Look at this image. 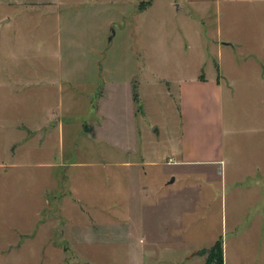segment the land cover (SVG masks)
<instances>
[{
    "label": "rangeland",
    "instance_id": "1",
    "mask_svg": "<svg viewBox=\"0 0 264 264\" xmlns=\"http://www.w3.org/2000/svg\"><path fill=\"white\" fill-rule=\"evenodd\" d=\"M263 65L264 1L0 0V264H130L133 246L74 245L70 226L104 232L140 186L161 185L173 252L181 224V251L206 257L220 241L223 264H264ZM218 70L233 88L223 162L167 164L177 83Z\"/></svg>",
    "mask_w": 264,
    "mask_h": 264
},
{
    "label": "crops",
    "instance_id": "2",
    "mask_svg": "<svg viewBox=\"0 0 264 264\" xmlns=\"http://www.w3.org/2000/svg\"><path fill=\"white\" fill-rule=\"evenodd\" d=\"M219 1L226 4H242L264 0ZM122 29L123 27L120 30ZM224 46L234 50V46L230 43ZM221 51L222 49L219 48L220 54ZM255 75L258 80H262L260 74L256 72ZM177 87L182 135L180 143L174 150L177 161L175 162L169 158L166 163L185 167L221 164L223 162V137L225 132L222 109L223 94L226 90L225 87L230 92H233V88L219 70L212 77L202 74L182 78L177 83ZM168 95L170 94L168 93ZM138 114L145 126V113L142 110H136L134 117H138ZM95 115V120L89 124L97 132L102 127L105 118L98 109L95 110ZM139 179H141V176H139ZM163 187L161 185L157 190H145L140 186L128 220H121L120 218L112 224L100 226L99 229H105L101 233L100 231L91 230L92 227L89 226L75 227L71 225V229H80L81 231H71L70 238L77 234L83 240L91 236L105 235V237L111 238L114 244L124 243L133 246L134 255L131 257L130 264H206L207 256H202L201 252L195 255L181 251V248L188 243L181 231L183 228L181 224L178 226L180 228V255L170 249V245L176 242L171 241V239L178 238L179 233L174 229V231L170 230L168 222L164 219L163 211L170 195H168V192L165 193ZM171 195L174 197V193H171ZM66 228H69V226ZM71 240L74 245L79 244L77 240H73V238ZM72 252L75 253V250L70 253Z\"/></svg>",
    "mask_w": 264,
    "mask_h": 264
},
{
    "label": "trees",
    "instance_id": "3",
    "mask_svg": "<svg viewBox=\"0 0 264 264\" xmlns=\"http://www.w3.org/2000/svg\"><path fill=\"white\" fill-rule=\"evenodd\" d=\"M133 100L139 106L137 94L134 93ZM141 108V106H139ZM206 264H223L222 244L217 241L209 249Z\"/></svg>",
    "mask_w": 264,
    "mask_h": 264
},
{
    "label": "water",
    "instance_id": "4",
    "mask_svg": "<svg viewBox=\"0 0 264 264\" xmlns=\"http://www.w3.org/2000/svg\"><path fill=\"white\" fill-rule=\"evenodd\" d=\"M200 254V253H199Z\"/></svg>",
    "mask_w": 264,
    "mask_h": 264
}]
</instances>
